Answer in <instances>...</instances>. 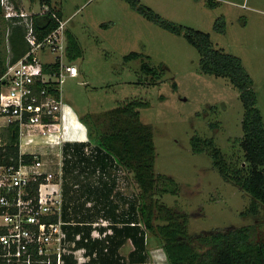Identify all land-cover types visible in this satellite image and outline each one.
Listing matches in <instances>:
<instances>
[{
  "label": "rangeland",
  "instance_id": "1",
  "mask_svg": "<svg viewBox=\"0 0 264 264\" xmlns=\"http://www.w3.org/2000/svg\"><path fill=\"white\" fill-rule=\"evenodd\" d=\"M10 1L17 11L30 15L40 14L44 6V0ZM137 1L140 7L150 8L165 21L209 34L214 49L240 59L253 80L264 121V0ZM51 3L55 11L62 12L65 34L69 32L74 37L81 53L71 61L78 68L79 77L65 82L62 100L73 105L86 120L88 142L94 145L97 135L110 131L108 117L120 105L128 100L146 103L139 112L142 122L153 130L155 173L172 177L179 186L177 195L168 194L159 201L186 215L188 232L193 235L253 225L254 220L242 216L251 205V197L223 179L211 155L194 153L192 147L196 136L213 139L230 171L242 170L243 174L249 171L250 163L240 145L245 110L240 92L231 80L205 74L198 49L184 34L166 30L126 0ZM3 12L2 48L9 59L12 53L7 22L11 20L6 19L4 9ZM132 53L141 57L127 61L126 57ZM40 59L52 62L54 55L41 54ZM144 63L158 74H146L142 70ZM8 128L0 119L5 139ZM67 134H56V139L36 138V143L23 146L20 137L21 152H34L44 161L45 171L53 174L52 183H58L62 189L61 199L63 147L70 140ZM116 189L115 193L127 199L140 194L134 174L123 168L117 173ZM260 222L259 227L264 228L263 218ZM159 224L164 222L156 223ZM94 226L107 228L108 222L101 219ZM92 235L102 236L97 230ZM146 246L147 264H168L162 241L151 232H147ZM47 247L52 254L64 252V247L65 253H72V247L64 243L60 249L55 243ZM133 250L129 242L121 254L128 256ZM74 254L81 264L88 261L84 250Z\"/></svg>",
  "mask_w": 264,
  "mask_h": 264
},
{
  "label": "trees",
  "instance_id": "2",
  "mask_svg": "<svg viewBox=\"0 0 264 264\" xmlns=\"http://www.w3.org/2000/svg\"><path fill=\"white\" fill-rule=\"evenodd\" d=\"M126 1L166 30L176 35L184 34L188 42L198 49L203 72L228 77L239 90L245 110L242 122L244 136L240 145L250 163L247 174H243L242 170L230 171L227 168L213 139L196 136L192 147L194 153L207 152L211 155L223 179L251 197V205L242 216L254 220L255 225L190 234L188 217L159 201L165 195H177L179 186L172 177L155 173L157 154L153 130L142 122L139 112L147 104L128 100L110 113V131L97 135L94 145L90 142L66 143L63 147L61 218L57 215L42 218L47 224L62 222L65 234L63 243L72 247V253H65L67 249L64 247L61 264H81L74 254L78 250H84L88 258L83 264H147V232L162 241L169 264H264V228L259 227L262 218L264 221V121L258 108L253 80L240 59L214 49L209 34L165 21L150 8L140 7L137 0ZM51 2L43 1V5L49 6L50 14L32 16L39 39L45 38L63 21L62 12L55 11ZM52 13H56L58 19L52 18ZM3 17L0 0V18ZM9 20L8 41L12 55L8 59L9 56L3 52L5 33L0 30V77L6 72L8 64L16 63L29 51L26 29L18 23L20 19ZM216 31L224 32L219 28ZM66 37V55L71 62L81 53L74 37L69 32ZM140 57V54L132 53L126 60ZM56 67L53 65L52 71ZM45 69L50 70V66H45ZM142 70L148 75L158 74L148 63L142 65ZM8 129L7 139L0 135V172L3 167L13 166L17 169L21 161L31 164L34 160L31 155H21L19 126L11 124ZM122 168L134 174L140 187V194L131 199L115 193L117 173ZM41 182L30 183L29 196L25 199L37 196ZM2 195L13 199L15 193L0 188ZM10 211L13 213L14 209ZM101 219L108 222L107 228L94 226ZM160 221L164 224L156 225ZM94 230L102 236L94 238ZM108 231L111 234H107ZM129 242L134 250L128 256H123L121 249ZM30 253L32 264H58L57 253L40 256L36 247H31ZM0 264L7 263L0 261Z\"/></svg>",
  "mask_w": 264,
  "mask_h": 264
},
{
  "label": "built area",
  "instance_id": "3",
  "mask_svg": "<svg viewBox=\"0 0 264 264\" xmlns=\"http://www.w3.org/2000/svg\"><path fill=\"white\" fill-rule=\"evenodd\" d=\"M1 6L6 19L18 18V23L25 27L29 51L16 63L8 64L0 77V119L8 127L19 126L21 146L36 143V138L46 140L56 139L60 133L66 135L65 128L72 116L70 107L62 100V88L68 79L79 77V70L67 60L65 22L60 21L57 29L39 39L33 15L17 11L10 0H1ZM47 14L50 8L44 5L39 15ZM52 18L58 19L57 14L52 13ZM41 54H53L54 60L42 62ZM53 65H57L54 71ZM45 66H50V70L46 71ZM21 155L33 156V163L21 161L17 169L3 167L0 172V188L15 193L13 199L0 196V261L7 264H32L31 247H36L40 256L48 257L52 253L47 245L55 243L60 249L65 239L61 221L57 224L42 221L43 217L55 215L61 218L60 185L52 183L53 174L45 171V163L36 153L21 152ZM40 180L37 196L25 199L30 183ZM57 255L61 264V252Z\"/></svg>",
  "mask_w": 264,
  "mask_h": 264
},
{
  "label": "crops",
  "instance_id": "4",
  "mask_svg": "<svg viewBox=\"0 0 264 264\" xmlns=\"http://www.w3.org/2000/svg\"><path fill=\"white\" fill-rule=\"evenodd\" d=\"M9 20V19H7ZM70 107V115L72 116L70 118V124L71 126H73V121L72 119H76L77 123H78V127L76 129H73V133L70 134V130H66L67 127L65 128V130L67 131V133L69 134L70 138L72 139H77L78 137H80V135H83V138L78 140V141H71L70 143H83V142H88V137H89V127L85 121V119L80 115V113L75 109V107H73V105H69ZM74 115V118H73ZM69 143V142H68Z\"/></svg>",
  "mask_w": 264,
  "mask_h": 264
},
{
  "label": "bare ground",
  "instance_id": "5",
  "mask_svg": "<svg viewBox=\"0 0 264 264\" xmlns=\"http://www.w3.org/2000/svg\"><path fill=\"white\" fill-rule=\"evenodd\" d=\"M73 118H74V115H73ZM72 121H73V126H71V124L69 123V124H67V130L69 129L70 130V134L71 133H73V129H76L78 126V123H77V121H76V119H72ZM66 131V130H65ZM83 138V135H80V137H78L76 140L75 139H71V140H75V141H78V140H80V139H82ZM53 141V140H52Z\"/></svg>",
  "mask_w": 264,
  "mask_h": 264
},
{
  "label": "clouds",
  "instance_id": "6",
  "mask_svg": "<svg viewBox=\"0 0 264 264\" xmlns=\"http://www.w3.org/2000/svg\"><path fill=\"white\" fill-rule=\"evenodd\" d=\"M72 139H73V138H72ZM71 141H74V140H71V139H70L68 142H71Z\"/></svg>",
  "mask_w": 264,
  "mask_h": 264
},
{
  "label": "flooded vegetation",
  "instance_id": "7",
  "mask_svg": "<svg viewBox=\"0 0 264 264\" xmlns=\"http://www.w3.org/2000/svg\"><path fill=\"white\" fill-rule=\"evenodd\" d=\"M168 264H169V262H168Z\"/></svg>",
  "mask_w": 264,
  "mask_h": 264
}]
</instances>
